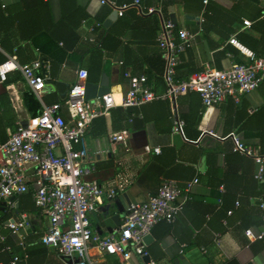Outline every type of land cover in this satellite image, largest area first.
<instances>
[{
  "label": "crops",
  "instance_id": "obj_1",
  "mask_svg": "<svg viewBox=\"0 0 264 264\" xmlns=\"http://www.w3.org/2000/svg\"><path fill=\"white\" fill-rule=\"evenodd\" d=\"M116 1L125 4L134 0ZM142 2L146 6L161 5L166 16L176 23L177 30L185 28L192 35V44L181 55L177 67L180 78L206 67L228 69L245 62L242 52L229 43L233 35L242 42L243 33L253 34L258 41L250 40V43L264 53V28H253L264 18V0ZM113 13L99 0H0V62L9 55H17L22 63L39 58L50 60L44 51L51 50L53 40H59V46L66 48V56L55 69L51 64L50 78L41 95L46 104L61 102L66 97L69 87L77 80L79 68L88 69L87 81L98 83L106 59L112 61L110 91L118 100L130 87L126 69L134 74H146L153 91L164 93L165 60L157 44L159 17L140 15L134 9L127 10L123 16L114 17ZM153 15L156 20L149 18ZM187 15L194 18L187 19ZM246 20L251 21L250 26L245 24ZM97 23L101 26L92 31L91 27ZM103 29L118 37L121 46L100 55L93 50L101 45ZM91 36L96 37V43L88 40ZM115 38L109 45L113 46ZM8 79V83L0 81V102L6 103V107H0V143L20 124L28 125L42 107L34 92L40 108L36 113L28 109L24 98L31 89L20 71L12 72ZM179 106L185 120L181 133L173 132L168 100H153L138 108L118 105L109 114L94 119L86 137L95 160V170L89 178L104 186L114 183L120 162L128 167L132 181L115 198L103 193L98 210L91 215L93 227L107 236L120 227L117 225L110 232L105 224L118 211L117 202L128 210L130 203L155 195L163 178L184 184L198 177L191 198L176 221L172 224L162 221L153 227L147 250L154 264H176L180 255L190 264H264V239H251L246 234L247 229L255 233L264 229V209L260 207L264 201V178L255 177L258 165L251 157L238 153L231 138L236 134L264 152V80L258 89L240 95L238 101L229 96L207 109L198 93L189 92L179 97ZM63 113L68 116L66 108ZM120 131H126L128 138L115 145V152L108 136ZM148 145L160 147L161 152H147ZM15 201V211L8 210L6 205L3 209L0 205V211L10 216L22 212L19 197ZM230 209H233L231 215ZM27 213L31 225L25 245L19 236L2 228L6 243L0 240V264H12L13 256L19 258L16 264H65L52 247L41 241L50 225L47 216L41 215L39 209ZM6 220L0 222V228ZM37 237L45 249L32 260L30 250L34 249ZM5 245L11 247V252ZM91 253L100 264H118L117 256L103 255L96 247ZM131 262L149 264L138 255Z\"/></svg>",
  "mask_w": 264,
  "mask_h": 264
},
{
  "label": "built area",
  "instance_id": "obj_2",
  "mask_svg": "<svg viewBox=\"0 0 264 264\" xmlns=\"http://www.w3.org/2000/svg\"><path fill=\"white\" fill-rule=\"evenodd\" d=\"M99 2L116 11L118 16L134 9L140 15L156 14L159 17L157 44L165 60L164 93L153 91L146 74H134L126 69L125 77L129 79L130 87L119 100L112 91L87 99L86 85L82 80L87 81L89 71L82 67L77 71V80L69 87L65 100L46 104L41 95L46 80L50 78L49 59L39 58L22 63L17 55H9L7 60L0 62V81L6 82L12 72L20 71L42 104L40 113L33 116L28 125L20 124L6 141L0 143V205L5 203L8 210L15 211V199L21 194H31L41 215L47 216L50 222L41 241L52 247L65 264H100L91 253L94 247L103 255L117 256L118 264H133L131 259L134 255L142 258L148 255L145 237L151 234L157 223L166 221L172 224L176 221L191 198L193 186L199 181L195 177L181 184L177 179L163 178L155 195L142 202L130 203L119 229L103 236L93 227L91 215L98 210L103 193L115 198L117 192L125 191L130 185L132 175L128 167L119 162L121 167L114 183L104 186L89 178L95 170V160L86 137L94 119L109 114L118 105L138 108L153 100H168L173 132L181 133L185 126L179 106L181 95L198 93L208 109L229 96L238 101L240 95L258 89L264 80V57L244 45L236 35L229 39V43L242 52L245 62L235 63L228 69L206 67L180 78L177 67L182 61L181 55L192 44V35L187 29L177 30L176 23L166 16L161 5L146 6L142 0L125 4H119L116 0ZM245 24L250 26L251 21L246 20ZM99 26L101 24L97 23L91 30L95 31ZM88 40L97 41L95 36ZM65 108L68 116L63 113ZM108 137L116 152L115 145L125 142L128 133L112 132ZM231 138L235 150L251 157L258 165L255 177L263 179L264 152L247 144L236 134ZM145 150L161 152L160 147L152 148L149 145ZM260 207L264 209V201ZM232 213L233 209H230L228 214ZM30 225V215L25 211L18 212L0 228V240L6 243L2 228H7L11 234L19 236L21 244L25 245ZM246 234L251 239H264V229L258 233L247 229ZM5 247L11 252V247ZM18 260L17 256H13L11 263L16 264ZM149 264L154 262L151 260Z\"/></svg>",
  "mask_w": 264,
  "mask_h": 264
},
{
  "label": "trees",
  "instance_id": "obj_3",
  "mask_svg": "<svg viewBox=\"0 0 264 264\" xmlns=\"http://www.w3.org/2000/svg\"><path fill=\"white\" fill-rule=\"evenodd\" d=\"M140 18L143 19V18H147V17H140ZM149 18H153L155 20L157 19V17L154 15L150 16ZM262 27L264 28V18L257 21L253 25L254 29L255 28H261L262 29ZM105 30L103 29L100 33L99 42L101 45L97 48H94V50H93L94 52L99 51L100 55H102V53L105 52V50L111 52V51H115L117 48H119L121 46L120 39H118V37L115 38V35H113V33L111 31L106 32ZM113 37L115 38V42H113V44H112L113 46H111V45H109V42ZM240 39L250 49L256 51L258 53L257 54L258 56H260V57L264 56L263 51H261L258 48V46L256 47L255 45L250 43V40H255V42L258 41V38L254 37L253 34H251L249 32H245L241 35ZM59 42H60L59 40H53L50 43L51 44L50 45L51 50L44 51L45 53H48L49 58H51L50 59V60H52L51 64H52V67L54 69L56 68V66H59L62 64V62L66 56V48L59 46ZM45 59H48V58H45ZM52 74H53V72H52ZM9 81H10V79H8L6 81V83H8ZM24 99H25V103H26L28 109L31 112L36 113V111L40 108V104H39V101H38L37 97L35 96L34 92L32 90L28 91L25 94ZM64 100H65V97L61 102H63ZM1 106L6 107L5 101L0 102V107ZM262 148L264 149V144H263ZM19 209H20V211H26V212H34V211L38 210L35 203L32 201L31 194L27 193V194H21L19 196ZM9 216L10 215H8L6 213L4 214L2 211H0V222L5 221L6 219L9 218ZM32 239H33V237H32ZM34 242H35L34 246H33L34 249L30 250V255H31L32 260L35 256V254H39L42 251L44 252V249H45V247L43 246L41 241H39L38 237L34 239ZM20 264H23V263H20Z\"/></svg>",
  "mask_w": 264,
  "mask_h": 264
},
{
  "label": "water",
  "instance_id": "obj_4",
  "mask_svg": "<svg viewBox=\"0 0 264 264\" xmlns=\"http://www.w3.org/2000/svg\"><path fill=\"white\" fill-rule=\"evenodd\" d=\"M114 17L117 16V12L114 11L113 13ZM187 19H193L194 17L191 15L186 16ZM111 75H112V61L110 59H106L103 64V71L101 75V79L98 83L91 82V81H85L82 80V82H85L86 85V98L87 99H94L98 96H103L110 92L111 88ZM5 203H3L1 208L3 209V206ZM118 205V211L108 217L105 220V224L109 226V231L112 232L114 230L115 226H121L122 219L125 213H127L129 210H127L124 206L121 205L120 202H117ZM152 234H148L145 237L146 243H148L150 240H152ZM144 262L149 263L151 261V255L150 253L143 257ZM176 264H190L188 260L185 259L184 255H180L179 258L175 260Z\"/></svg>",
  "mask_w": 264,
  "mask_h": 264
},
{
  "label": "rangeland",
  "instance_id": "obj_5",
  "mask_svg": "<svg viewBox=\"0 0 264 264\" xmlns=\"http://www.w3.org/2000/svg\"><path fill=\"white\" fill-rule=\"evenodd\" d=\"M32 216V215H31Z\"/></svg>",
  "mask_w": 264,
  "mask_h": 264
}]
</instances>
